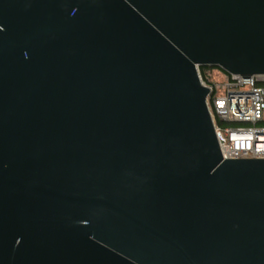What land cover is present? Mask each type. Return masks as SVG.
Masks as SVG:
<instances>
[{
    "label": "water",
    "instance_id": "obj_1",
    "mask_svg": "<svg viewBox=\"0 0 264 264\" xmlns=\"http://www.w3.org/2000/svg\"><path fill=\"white\" fill-rule=\"evenodd\" d=\"M200 66L264 74V0H0V264H264Z\"/></svg>",
    "mask_w": 264,
    "mask_h": 264
},
{
    "label": "built area",
    "instance_id": "obj_2",
    "mask_svg": "<svg viewBox=\"0 0 264 264\" xmlns=\"http://www.w3.org/2000/svg\"><path fill=\"white\" fill-rule=\"evenodd\" d=\"M217 69H215L216 71ZM220 70V69H219ZM220 82L201 72L223 158H264V74H229Z\"/></svg>",
    "mask_w": 264,
    "mask_h": 264
},
{
    "label": "rangeland",
    "instance_id": "obj_3",
    "mask_svg": "<svg viewBox=\"0 0 264 264\" xmlns=\"http://www.w3.org/2000/svg\"><path fill=\"white\" fill-rule=\"evenodd\" d=\"M214 73H215V79L217 80V81H221V80H223L224 78H225V73H223L222 71H220L219 69H217L216 71L215 70H210L209 72H208V75L210 76V77H212V76H214Z\"/></svg>",
    "mask_w": 264,
    "mask_h": 264
},
{
    "label": "trees",
    "instance_id": "obj_4",
    "mask_svg": "<svg viewBox=\"0 0 264 264\" xmlns=\"http://www.w3.org/2000/svg\"><path fill=\"white\" fill-rule=\"evenodd\" d=\"M215 69H220V70H222V69L219 68V67L200 66V70H201V72H203L204 74H208V72H209L210 70H215Z\"/></svg>",
    "mask_w": 264,
    "mask_h": 264
}]
</instances>
